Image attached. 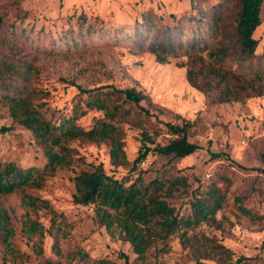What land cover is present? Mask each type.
<instances>
[{
	"label": "rangeland",
	"instance_id": "rangeland-1",
	"mask_svg": "<svg viewBox=\"0 0 264 264\" xmlns=\"http://www.w3.org/2000/svg\"><path fill=\"white\" fill-rule=\"evenodd\" d=\"M220 1L0 0V73L7 60L22 71L30 89L36 91L34 102L47 118L58 122L75 114L76 122L89 129L104 117V111L89 105L97 93L81 92L79 86L134 87L149 96L151 104L147 106L153 115L151 122L140 125L135 123L138 114L133 110L130 119L121 122L131 162L138 156L145 132L161 144L173 137L164 122L195 121L189 139L201 145L185 158L149 152L135 166H115L105 144L72 142L81 159L48 176L42 188H24L3 196L2 207L13 233L6 242L0 239V263L192 264L196 260L194 252L180 241L182 226L168 236L154 237L146 259L140 261L130 242L111 236L95 222L94 206L74 203V176L92 163L103 164L105 171L119 180L132 182L141 176L145 184L160 180L164 188L170 180L183 176L186 183L177 185L172 195L165 198L174 213L185 217L192 211L195 196L205 194L213 182L224 187L220 178L228 177L231 182L217 213L221 229L201 222L195 232L217 238L230 247L235 253L234 261L248 256L251 263L264 264V96L212 103L187 81L184 50L159 62L153 53L142 51L127 33L144 13L162 20V27H174L183 20L184 31L192 33L199 25L206 28V21L195 20H210L209 15L203 17L204 12ZM260 16L262 23L254 33L259 40L258 52L264 45V0ZM210 33L206 36L211 46L217 38L210 37ZM1 81L2 77L0 127L10 129L0 133V162L42 168L46 162L43 148L29 129L13 122L3 101ZM24 194L42 200L40 204L47 207L28 210ZM52 211L57 213V224L63 228L58 248L50 232ZM27 215L43 229L30 231ZM151 228L157 231L160 226L154 224ZM202 262L218 264L215 260Z\"/></svg>",
	"mask_w": 264,
	"mask_h": 264
},
{
	"label": "trees",
	"instance_id": "trees-1",
	"mask_svg": "<svg viewBox=\"0 0 264 264\" xmlns=\"http://www.w3.org/2000/svg\"><path fill=\"white\" fill-rule=\"evenodd\" d=\"M262 4L263 0H222L204 12L203 17L209 15L210 20H195L201 23L206 21V28L199 25L192 33L184 31L183 20L178 21L174 26L177 31L173 32L174 27H162L159 24L162 20H154L150 13H144L127 33L134 42H138L142 51L153 53L159 62H166L170 54L184 50L187 56V81L209 97L212 103L240 102L264 96V45L261 52H258L259 40L254 37L262 23ZM206 31H211L210 37L217 38L211 46ZM1 70L2 97L9 107L13 122L32 132L46 157L42 168H24L14 162H0L2 242H6L13 233L7 211L2 207L3 196L24 188H42L48 176L81 159L71 146L74 141L105 144L109 149L110 161L115 166H128L130 163L135 166L149 152L185 158L201 147L189 139V130L195 121L184 119L181 124L164 122L173 137L161 144L145 132L138 156L131 162L125 150L126 133L121 122L125 118L130 119L133 110L138 114L135 123L142 125L151 122L153 114L147 106L151 104V99L141 90L114 84L89 89L79 86L81 92L89 95L97 93H93L92 98L95 99L89 105L104 111V117L97 119L91 128L84 129L76 122L75 114L58 122L47 118L40 110V105L34 102L36 91L28 86V78L13 63L8 60L3 62ZM9 129L2 126L0 133ZM220 179L225 183L224 187L213 182L205 194L195 196L191 201L192 211L185 217L174 213V208L165 198L172 195L177 185L186 183L183 176L170 180V184L164 188L160 180L145 184L141 176L132 182L119 180L109 175L103 164L91 163L89 168L80 170L74 176L73 201L94 206L95 222L106 228L111 236L130 242L140 261L146 259L154 237L168 236L182 226L184 230L179 233L180 241L196 256L192 264H205L202 262L205 259L215 260L218 264H242L245 261L246 264H256L251 263L248 256H239L234 261L235 253L230 247L217 238L195 232L201 222L218 225L221 229L217 213L223 207L231 180L228 177ZM23 201L28 210L47 207L40 204L42 200L30 194H24ZM51 213L50 232L58 248L59 234L63 228L57 224V213ZM26 222L30 231L37 233L43 229L40 223L28 215ZM154 224L160 226V229L153 231L151 225Z\"/></svg>",
	"mask_w": 264,
	"mask_h": 264
}]
</instances>
